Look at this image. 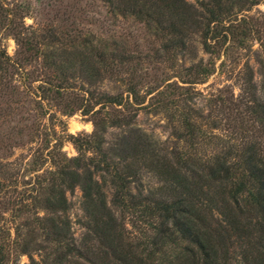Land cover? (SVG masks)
Here are the masks:
<instances>
[{"label":"trees","instance_id":"1","mask_svg":"<svg viewBox=\"0 0 264 264\" xmlns=\"http://www.w3.org/2000/svg\"><path fill=\"white\" fill-rule=\"evenodd\" d=\"M67 1L59 17L33 27L24 20L31 4L0 0V33L16 44L14 56L0 45V221L10 214L9 222H0V264H20L21 255L29 264H264V102L255 94L245 110L257 125L255 138L224 144L204 157L197 146L207 136L189 104L193 97H182L178 106L163 91L156 104L179 111L177 136L186 145L168 150L132 131L107 148L108 126L129 127L135 115L112 117L106 109L122 113L123 95L97 88L108 75L127 74L128 104L142 106L144 77L138 73L147 58L160 62L179 53L193 60L196 35L211 53L229 35L248 36L247 23L232 21L238 10L261 0ZM97 2L112 32L98 40L79 26ZM118 18L143 25L160 46L153 54L137 44L128 48L126 37L115 38ZM184 71V83L201 82L212 72L201 61H191ZM28 98L32 109L26 108ZM51 109L91 115V134L67 135L78 155L68 157L59 138L51 144L57 136L45 122ZM53 119L52 112L48 120ZM38 141L30 163L49 161V167L37 176L30 197L26 190L8 196L9 186L18 191L12 182L17 163L9 158ZM145 170L157 175L159 186L145 191ZM77 186L85 212L80 241L68 216L67 193Z\"/></svg>","mask_w":264,"mask_h":264},{"label":"rangeland","instance_id":"2","mask_svg":"<svg viewBox=\"0 0 264 264\" xmlns=\"http://www.w3.org/2000/svg\"><path fill=\"white\" fill-rule=\"evenodd\" d=\"M8 0L10 6L13 4H31V14L24 20L26 25L40 27L41 24L48 23L52 19L59 17V9L68 3L67 0ZM196 2L197 0H191ZM98 3V2H97ZM69 4V3H68ZM88 20L80 24V28L90 31L96 36V40L101 37H107L109 32V19L104 15V9L95 5L89 10ZM237 17L232 21L233 25H248L251 33L246 37L229 35L227 41L223 44H217L215 52L211 53L204 49L199 35H196L193 44L196 51V57L191 60V55L182 59L179 53L173 54L171 58H165L163 61H156L152 56L145 60L143 69L138 74L143 75L140 84V92L146 95L145 103L141 105H130L132 97L128 94L127 74H115L107 76L103 82L98 85V90L110 94H121L124 97L126 106L120 113L114 110V107H108L112 117L117 115H135L131 126H108L106 136V147L117 146L123 139L129 137L132 131L145 133L157 140L161 147L168 150L185 144L178 138L180 132V114L175 107L164 110L156 104L159 92H165L171 99L177 101L178 106L182 105V97L192 96L189 104L197 111V122L202 127L206 138L201 139L197 146V151L202 156H208L214 150L224 144L242 141L246 138H255L257 136V125L249 121L246 114L248 106L252 104L255 94L264 102V0L253 6H246L238 10ZM64 17V16H63ZM115 38L120 42L122 37L127 38V45L130 49H135V44L144 53L153 54L154 48L160 46V41L155 38L147 29L134 21L118 18L116 19ZM230 23H226L229 25ZM127 34H130L128 36ZM122 36V37H121ZM123 38V39H124ZM262 39V40H261ZM0 45L6 49V52L14 56L16 44L11 36H5L0 33ZM172 55V54H171ZM190 57V58H189ZM191 61H201L203 65L211 68L212 72L201 82L184 83V68L191 64ZM39 83L35 82V85ZM75 85H80L77 81ZM185 86L174 88L175 85ZM86 88L88 85L84 84ZM187 87V88H186ZM75 87L74 89H78ZM152 92V93H151ZM151 93V94H150ZM154 96V97H152ZM29 97V96H28ZM39 98V97H38ZM26 102V108H33V103ZM146 104H149L148 106ZM146 105V106H144ZM121 106H119L120 108ZM54 113L55 119L49 121L48 117ZM241 114V115H240ZM244 117V123L241 124V118ZM45 122L49 124L48 131L53 133L57 131L56 138L52 139L53 144L57 138L63 142V152L68 157L78 155V151L67 135H89L94 130V124L90 114H83L77 111L73 115H62L59 111L51 109ZM178 128V129H177ZM69 139V140H68ZM40 145L32 144L24 149H18L9 159L17 164L13 167L12 182L18 184V191H14V186L8 188L7 195L16 196L19 191L26 190V197L33 192L36 186V179L47 167L49 161L42 166H35L30 162L33 160V152ZM186 145V144H185ZM33 148V149H32ZM49 149L44 150L45 155ZM142 184L147 191L160 185V180L151 171H144L142 175ZM71 202L68 216L72 222V230L77 241H80L84 235L85 228L83 220L85 212L83 208V191L77 186L73 193H67ZM0 222H9L10 214L4 213ZM13 224H11L12 227ZM29 257L21 255L20 264H29Z\"/></svg>","mask_w":264,"mask_h":264}]
</instances>
